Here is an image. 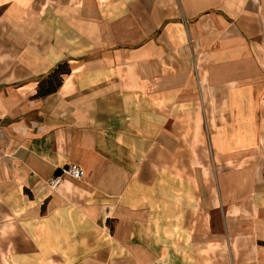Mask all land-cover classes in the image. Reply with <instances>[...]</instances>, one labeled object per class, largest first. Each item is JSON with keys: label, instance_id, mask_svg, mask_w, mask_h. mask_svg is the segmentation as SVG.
Returning a JSON list of instances; mask_svg holds the SVG:
<instances>
[{"label": "crops", "instance_id": "crops-1", "mask_svg": "<svg viewBox=\"0 0 264 264\" xmlns=\"http://www.w3.org/2000/svg\"><path fill=\"white\" fill-rule=\"evenodd\" d=\"M0 116V264H264V0H0Z\"/></svg>", "mask_w": 264, "mask_h": 264}, {"label": "trees", "instance_id": "trees-1", "mask_svg": "<svg viewBox=\"0 0 264 264\" xmlns=\"http://www.w3.org/2000/svg\"><path fill=\"white\" fill-rule=\"evenodd\" d=\"M70 70L67 60L58 62L50 71L39 76L37 96H44L55 91L62 82L63 74Z\"/></svg>", "mask_w": 264, "mask_h": 264}, {"label": "built area", "instance_id": "built-area-1", "mask_svg": "<svg viewBox=\"0 0 264 264\" xmlns=\"http://www.w3.org/2000/svg\"><path fill=\"white\" fill-rule=\"evenodd\" d=\"M3 131H4V124L2 122V117L0 116V137L3 134ZM64 175H68L75 179H80L84 175V170L77 163L66 164L59 171H57L47 179V185L50 188V190L54 191L57 189L62 179V176Z\"/></svg>", "mask_w": 264, "mask_h": 264}]
</instances>
